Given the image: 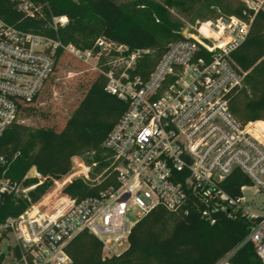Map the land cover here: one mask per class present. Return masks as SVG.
I'll use <instances>...</instances> for the list:
<instances>
[{
	"label": "built area",
	"instance_id": "1",
	"mask_svg": "<svg viewBox=\"0 0 264 264\" xmlns=\"http://www.w3.org/2000/svg\"><path fill=\"white\" fill-rule=\"evenodd\" d=\"M13 1L26 14L38 10ZM241 2L243 17L218 9L183 29L147 73L142 64L150 48L105 36L89 48L65 43L57 32L68 24L66 15L52 18L56 36L24 31L0 17V135L20 121L23 104L39 97L65 55L103 75L105 91L126 104L103 142L111 164L91 177L98 163L81 162L87 170L78 175L108 185L82 198L65 192L66 185L50 188L0 222V264H71L66 245L82 230L102 241L105 255L118 253L133 226L157 207L197 214L210 224L224 217L245 221V240L214 264H231L246 242L264 264V120L235 114L233 101L247 72L232 57L254 17L264 13V0ZM42 182L25 187L0 176V202Z\"/></svg>",
	"mask_w": 264,
	"mask_h": 264
},
{
	"label": "trees",
	"instance_id": "2",
	"mask_svg": "<svg viewBox=\"0 0 264 264\" xmlns=\"http://www.w3.org/2000/svg\"><path fill=\"white\" fill-rule=\"evenodd\" d=\"M32 1L43 4V11L36 10L33 16L19 9L13 0H0V17L24 31L56 36L48 7L44 4L47 2L54 14L68 16V24L58 33L65 43L89 48L95 39L105 36L131 48H150L152 53L142 64L146 73L170 42L182 38L180 30L185 23L178 15L192 20L199 15L214 16L220 9L224 14L243 17L245 9L241 0H163V3L153 0ZM140 6L146 9L142 10ZM171 10L176 11V16ZM232 57L242 71L247 72L246 86L233 101L235 114L242 120H264L263 12L254 17L246 40ZM105 84V77L97 75L59 131L52 128L34 130L21 121L3 131L0 135V176L30 186L39 181L25 178L29 169L35 166L46 179L26 197L5 195L0 202V222L23 212L29 200L40 199L54 179L66 176L56 182L53 192L59 191L71 177L84 173V166L79 162L70 171L73 157L82 156L89 165L97 162L96 174L111 164V153L103 147V142L126 104L105 91ZM37 99L24 103L21 114ZM108 183L103 179L92 185L77 179L65 188V192L82 198L97 194ZM248 231V224L243 220L224 217L210 224L197 214L182 216L157 207L133 226L129 244L121 252L105 255L102 241L88 230L76 234L67 243L66 251L71 264H214L241 244ZM230 261L231 264H263L251 242L239 248Z\"/></svg>",
	"mask_w": 264,
	"mask_h": 264
},
{
	"label": "rangeland",
	"instance_id": "3",
	"mask_svg": "<svg viewBox=\"0 0 264 264\" xmlns=\"http://www.w3.org/2000/svg\"><path fill=\"white\" fill-rule=\"evenodd\" d=\"M75 1L80 2L85 0H75ZM153 1L163 3V0H153ZM26 2L29 7H31V5L33 6L36 5L39 11H43V6H42L43 4L37 5V3L35 4V2H33L32 0H26ZM44 4L47 5L48 7L49 20L52 21V18L56 14L52 12L47 2H45ZM140 9L145 10L146 8L140 6ZM171 11L176 16V11L175 10H171ZM208 16L209 14H207L206 16L199 15L196 16L194 19L189 20L187 17H182L178 15L179 19L185 23L184 26L181 28L180 32L183 29H186V27H188L189 25L195 23V21L207 19L206 17ZM61 29L58 30L57 34L60 32ZM97 75L98 74L93 71L91 66L79 62L78 60H76L75 58L69 55H65L61 59L58 68L56 70V73L49 80L47 89H45V91L42 92V94L38 97V99L34 103H32L31 105H29L27 108L24 109V111L20 115L19 120L25 125L30 126L34 130L39 128H52L57 131L61 130L65 124L66 118L69 115H71L72 111L81 101L89 85L93 82V80L97 77ZM77 162H79V164L82 166H84L83 164H85L86 167L89 165L87 164L84 157L76 156L73 157L72 159L71 171L74 170V168L77 165ZM81 162H83V164ZM85 166H84V173L87 170ZM36 172H37V168L35 166H32L29 169L28 173L26 174L25 178L32 177V178H36L37 181L39 180L38 182L45 181V178H43L44 180L39 179L36 176ZM94 174L97 175L98 173L96 174L95 170L94 171L91 170L90 176L92 177ZM78 175L71 177V179H69L65 183L66 185V186L64 185L65 188L74 180L81 179L79 178L80 176ZM65 177H62V179ZM26 186L28 185H25V187ZM55 187L56 184L53 181L50 188L54 190ZM28 193L29 191L25 192L23 190H20L16 194V196L26 197ZM29 204H30V200L28 205ZM9 217H14V216H9ZM126 248H127L126 245L118 247L117 252H121Z\"/></svg>",
	"mask_w": 264,
	"mask_h": 264
},
{
	"label": "crops",
	"instance_id": "4",
	"mask_svg": "<svg viewBox=\"0 0 264 264\" xmlns=\"http://www.w3.org/2000/svg\"><path fill=\"white\" fill-rule=\"evenodd\" d=\"M76 157V156H75Z\"/></svg>",
	"mask_w": 264,
	"mask_h": 264
}]
</instances>
